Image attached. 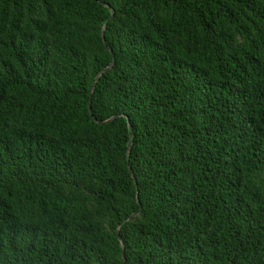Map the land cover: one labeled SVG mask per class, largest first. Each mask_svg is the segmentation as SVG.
<instances>
[{
    "label": "trees",
    "instance_id": "16d2710c",
    "mask_svg": "<svg viewBox=\"0 0 264 264\" xmlns=\"http://www.w3.org/2000/svg\"><path fill=\"white\" fill-rule=\"evenodd\" d=\"M0 264H264V0H0Z\"/></svg>",
    "mask_w": 264,
    "mask_h": 264
},
{
    "label": "water",
    "instance_id": "95a60500",
    "mask_svg": "<svg viewBox=\"0 0 264 264\" xmlns=\"http://www.w3.org/2000/svg\"><path fill=\"white\" fill-rule=\"evenodd\" d=\"M93 88V87H92Z\"/></svg>",
    "mask_w": 264,
    "mask_h": 264
}]
</instances>
